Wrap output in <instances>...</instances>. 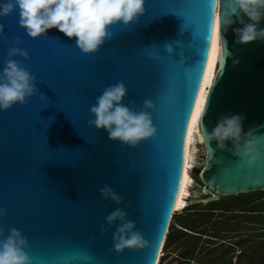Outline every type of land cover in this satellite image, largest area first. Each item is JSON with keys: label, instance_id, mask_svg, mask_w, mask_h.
Masks as SVG:
<instances>
[{"label": "water", "instance_id": "95a60500", "mask_svg": "<svg viewBox=\"0 0 264 264\" xmlns=\"http://www.w3.org/2000/svg\"><path fill=\"white\" fill-rule=\"evenodd\" d=\"M221 10L216 0H145L139 24L130 31L121 32L122 25L111 29L114 39L93 55L83 54L75 39L56 28L33 40L19 25V10L0 18L7 37L0 38V72L9 48L21 39L29 59H16L38 77L37 87L50 100L41 102L37 95L26 106L0 109V208L7 210L0 227L5 234L10 228L22 232L33 264H158L182 184L192 115L214 69L213 21ZM233 20L222 33L231 55L219 75L221 49L203 123L211 132L221 117L241 115L245 134L254 127L264 134V41L238 44L235 30L243 25ZM259 27L264 29V19ZM167 44L174 48L171 55ZM118 82L128 88L124 104L132 110H143L146 99L156 105L151 115L157 137L138 148L113 142L107 130L87 123L94 119L90 107L97 97ZM227 146L232 149V142ZM203 147L194 195L213 202L264 192V158L247 168L216 142L212 160ZM105 184L122 204L102 198ZM118 207L149 242L146 249L114 251L116 227L105 217Z\"/></svg>", "mask_w": 264, "mask_h": 264}, {"label": "clouds", "instance_id": "9594fccd", "mask_svg": "<svg viewBox=\"0 0 264 264\" xmlns=\"http://www.w3.org/2000/svg\"><path fill=\"white\" fill-rule=\"evenodd\" d=\"M216 4L222 8L213 21L216 40L222 49L219 71L221 75L226 58L231 55L222 33L227 32L235 23L233 17L239 18L243 25L235 30L238 44L248 45L257 40L264 41V29L259 27L264 19V0H227V10H224L225 0H216ZM17 10L20 27L33 40L46 37L50 29L56 28L69 39H75L76 46L83 54L93 55L107 41L114 39L116 34L111 29L122 25L121 32L130 31L133 24H139L140 18L145 15V0H5L0 3V18L11 17ZM243 16H247L251 23H245ZM4 33V25L0 24V38L6 40ZM22 43L19 38L14 41L15 46L9 48V58L0 72V109L5 112L17 104L26 106L37 95L41 102L50 101L37 87L38 77L16 59H29L28 53L20 47ZM176 43L179 46L180 42ZM165 49L170 55L174 52L172 44L165 45ZM127 96L128 88L123 82L104 88L96 103L90 107L94 119H89L87 123L90 128L107 130L108 137L113 142L138 148L142 142L157 137L158 130L151 115L156 110V105L152 100L146 99L143 110L134 111L124 104ZM206 110L207 108L199 117L200 141L210 160L216 151L212 148L213 142H216L222 152L232 151L242 167L252 168L264 158V134H257L258 129L255 127L245 134L243 116H223L209 132L203 123ZM228 141L232 142V149L228 148ZM196 165L190 169L193 171L192 178ZM193 180L195 184L198 183L195 177ZM99 193L106 201L111 200L117 205L123 203V198L107 184L99 189ZM127 207H132L131 202ZM6 216L7 210L0 208V218ZM128 217L129 213L119 207L105 217L108 226L116 227L113 249L117 254L126 250H143L149 246L144 235L136 230V223ZM106 231L107 229L101 228L102 233ZM166 243L165 238L162 250ZM29 251V241L21 231L10 228L5 234L0 227V264H33Z\"/></svg>", "mask_w": 264, "mask_h": 264}, {"label": "rangeland", "instance_id": "374dc122", "mask_svg": "<svg viewBox=\"0 0 264 264\" xmlns=\"http://www.w3.org/2000/svg\"><path fill=\"white\" fill-rule=\"evenodd\" d=\"M196 148L198 150L196 155L197 164L198 155L204 152V147L200 144L197 145ZM193 188L194 186L190 190L191 197L187 199L188 206L192 205V209L187 212L181 210L180 212L174 214V216L180 214L182 218L177 221L172 220L169 230L170 236L169 239H167L165 251L163 252L164 257H167V260L161 259V264H246L245 261H240L239 256L241 251L248 250L249 254H251L252 250L254 252V249L251 248V246L254 245V243L258 244L260 240H264V232L262 231V229H264V205L259 204L264 200V192L248 194L251 196V203H253L252 206L247 205L246 207H243V209H250V207H253V211L259 212L256 216H254L255 218L252 221H248L246 218L241 219L239 217L238 221L235 220L234 222H227V226H214L215 221L218 219V214H216V217L209 215L210 210L212 209L211 204L206 201V196H195L194 193H192ZM191 199L192 201H190ZM224 199H226V197L219 199L221 204L224 203ZM195 205H199L200 210H193V208L196 207ZM230 207L232 206L228 207L229 210ZM234 210L235 209L232 207L231 211ZM225 217L226 216L223 218L225 219ZM196 219L198 221H203V219L211 221V226H201L199 229H205L207 227L205 230L201 231L202 235L190 232V234L182 237L179 232L180 229H183L182 226L193 223ZM244 239L250 240L247 247H240L236 245L238 241ZM189 247L192 249L190 250ZM261 247H263L262 251H264V245ZM186 254L189 256H185ZM255 255L257 256L256 259L260 260L262 258L261 260H264V254H262L263 257H261L260 252L257 253L256 251ZM261 262L264 264L263 261Z\"/></svg>", "mask_w": 264, "mask_h": 264}, {"label": "bare ground", "instance_id": "6f19581e", "mask_svg": "<svg viewBox=\"0 0 264 264\" xmlns=\"http://www.w3.org/2000/svg\"><path fill=\"white\" fill-rule=\"evenodd\" d=\"M220 54H221V48L216 40V37L214 38L213 36L212 45H211V61H212V67L214 69L209 74V76L207 77L206 81L202 86L190 122L189 130L187 134V142H186L185 167L183 172L182 184L180 187L179 195L174 209L175 213L180 212L181 210L185 209L188 206L187 199L191 197L190 190L195 184L191 176L190 169H192L196 165V155L198 153L196 146L202 144L200 141L199 117L200 115H202L203 112L204 103L208 93V88L212 85L214 78L216 76L219 65ZM169 230L170 229H168L167 231L166 240L170 232ZM163 252L164 249L161 251L158 264L160 263V260L164 257Z\"/></svg>", "mask_w": 264, "mask_h": 264}, {"label": "trees", "instance_id": "16d2710c", "mask_svg": "<svg viewBox=\"0 0 264 264\" xmlns=\"http://www.w3.org/2000/svg\"><path fill=\"white\" fill-rule=\"evenodd\" d=\"M195 180H196V182H199L200 183V180L198 178H195ZM224 200L225 201H223L224 202L223 204H221L220 203L221 201H219V200L209 203L212 206V209L210 210V214L209 215L212 216V217L213 216L216 217V214H218L217 215L218 219H217V221H215V225L214 226H218V225L219 226L220 225L227 226V222H231V221H225V220H223L222 218L224 216H226L225 218H227L228 216H231L234 219H236V217H238V215H236V214H229V211H231V208L232 207H233V209H235L237 207H244V206H246L248 203L251 202V196L248 195V194H240V195H236V196L226 197V199H224ZM232 204H234V205H232ZM229 206H232V207H230V210L228 208ZM235 206H237V207H235ZM190 209H192V205H190V207L186 208L185 210L183 209V211H186L187 212V211H190ZM196 209H199L200 210L199 205H197L196 207L193 208V210H196ZM213 214H215V215H213ZM195 216H198V215H195ZM180 218H182L180 214L179 215H175L173 217V220L174 221L175 220L177 221ZM210 223H211V221H206L205 219H203V221H198L196 219L195 221H193V223H190L188 225L182 226L183 229H180L179 232L181 233V236L182 237L190 234V232H194L197 235H202V232L201 231L202 230H205L208 227V225H210ZM204 225L207 226L205 229H199L201 226H204ZM185 230H187V231H185ZM214 230H216V229H214ZM195 231H199V232H195ZM169 236H170V232L168 234V238L167 239H169ZM260 241L258 242V244H255L254 243V245H252L251 248L254 249V252L255 253H256V251H257V253L260 252V254H261L260 256L263 257L262 254H264V251H262V248L263 247H261V246L264 245V240H262L263 242L262 241L260 242ZM249 243H250V240L249 239H244V240L238 241L236 243V245L237 246H240V247H244V246L247 247L249 245ZM191 249L192 248H190V250ZM254 252L252 250V253L249 254V251L248 250L241 251L240 256H239L240 261H245L246 264H263L261 261L264 262V260H261L262 258L260 260L256 259L257 256L255 255ZM185 256H189V255L186 254ZM162 260H167V257L162 258Z\"/></svg>", "mask_w": 264, "mask_h": 264}, {"label": "flooded vegetation", "instance_id": "af4514ba", "mask_svg": "<svg viewBox=\"0 0 264 264\" xmlns=\"http://www.w3.org/2000/svg\"><path fill=\"white\" fill-rule=\"evenodd\" d=\"M193 176L195 177V178H197L196 176H195V174L193 173ZM199 197H202V196H199ZM207 196H206V200H207ZM190 201H192V199L190 200ZM218 201V200H217ZM214 202V201H213ZM208 203H211V202H208ZM253 203V202H252ZM252 203L250 202V203H248L247 205L249 206H252ZM231 204V203H230ZM260 205H264V200L262 201V202H260L259 203ZM232 205H234V204H232ZM246 205V206H247ZM246 206H244V207H246ZM235 207H237V206H235ZM254 207H257V206H254ZM253 209V207H250V209H243V207H237V208H235V210L234 211H232V212H229V214H236V215H238V217H236V219H234V218H230V217H227V218H223V220H225V221H238V218L240 217L241 219H243V218H246V219H248V221H252L255 217L254 216H256L259 212H255V211H253L252 210ZM261 214V213H260ZM263 232H264V229L262 230Z\"/></svg>", "mask_w": 264, "mask_h": 264}, {"label": "snow or ice", "instance_id": "6c2138e0", "mask_svg": "<svg viewBox=\"0 0 264 264\" xmlns=\"http://www.w3.org/2000/svg\"><path fill=\"white\" fill-rule=\"evenodd\" d=\"M212 32H213V36H214V38L216 37L215 36V28H214V24H213V30H212ZM206 63H207V61H206ZM199 91V90H198ZM182 171H183V169H182Z\"/></svg>", "mask_w": 264, "mask_h": 264}, {"label": "built area", "instance_id": "2783aa9c", "mask_svg": "<svg viewBox=\"0 0 264 264\" xmlns=\"http://www.w3.org/2000/svg\"><path fill=\"white\" fill-rule=\"evenodd\" d=\"M165 246H166V244H165ZM165 246H164V249H165ZM159 264H161V262Z\"/></svg>", "mask_w": 264, "mask_h": 264}]
</instances>
